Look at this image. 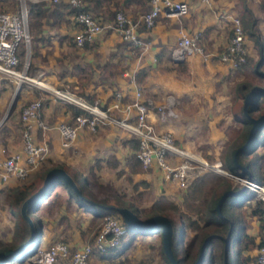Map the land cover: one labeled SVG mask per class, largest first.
Returning a JSON list of instances; mask_svg holds the SVG:
<instances>
[{"label": "crops", "instance_id": "1", "mask_svg": "<svg viewBox=\"0 0 264 264\" xmlns=\"http://www.w3.org/2000/svg\"><path fill=\"white\" fill-rule=\"evenodd\" d=\"M179 1H184L188 6V12L185 15H159L150 30L138 25L140 27L137 29V36L145 43V48L124 45L116 35L112 23L107 17L108 14L105 12L107 8L111 9L114 3L125 2L124 12L131 21H135L148 8L146 2L144 3L145 7H140L137 4L139 0H99L100 3L92 11L99 20L101 31L80 47L73 45L71 40H68L73 31L71 20L68 25L62 21H53L51 28L43 27L33 33L29 32L32 36L28 45L31 48L29 75L33 76L36 73L35 77L39 81L56 87L69 85L73 90H77V97L84 100L90 98L92 102L97 101L101 108L108 109L109 115L117 118L124 115V105L131 98L134 89L139 88L141 99L147 104L148 110L150 108L146 115V121L158 133L162 129L174 132L177 127H200L201 125L222 127L224 124L223 127H237L235 117L240 102L234 100L231 92L229 93L227 89L223 90V87L239 79L233 76V71L226 64H222L218 60L217 54L226 44L230 34V17L239 13V0H209L208 3L201 0ZM40 2L50 3L48 1ZM246 2L251 5L250 9L260 19L258 30L261 35H264L263 16L258 9L253 8L256 7V2L253 1L252 4L249 1ZM51 21L49 20V22ZM196 33L200 35L199 43L203 49L202 54L190 55L183 61L173 62L170 52L179 36ZM245 45L246 49L249 48L252 52L249 53L247 49L249 57L255 59V47L252 42L246 39ZM21 48L22 54L25 52L21 45L18 54ZM22 54L20 57L26 55ZM74 66H79L90 72L89 81L85 85H81L71 75ZM123 71L134 74L133 83H130L127 77L119 76V73ZM12 84L11 81H8L7 84L0 82V115L3 113L1 119L3 127H0V158L2 153L17 154L19 156L18 164H23L25 156L19 140L20 127L14 126L16 124L13 121V114L25 100L36 97L41 99L39 119L44 121L49 129L42 132L33 125L31 135L33 140L44 148L43 157L35 166L28 168L27 176L24 179L9 176L4 182L0 180V196L4 192L9 194L13 188L31 179L35 173L53 168L63 169L79 193L82 191L83 193L92 192L98 196L101 194L105 196L108 194L110 196L119 195L122 197L123 204L124 201H128V204L132 205L140 203L147 208L146 210L160 195L167 197L172 202L174 199L181 200L184 196V194L182 197L179 196L177 191L180 190L183 193V190L173 182L166 180L163 171L154 165L147 169L141 167L142 170L139 172H130L127 169L126 161L132 154L130 146L126 143L129 136L115 126L101 125L94 132L81 128L77 130L68 145H63L55 124L71 121L70 111L66 104L52 98L39 87L36 88L37 92H33V90L20 91L10 99ZM216 86L219 87V91L215 90ZM114 91L122 94L118 108L112 107ZM200 95L203 98L199 101ZM171 99L180 100L181 107L178 110L182 116L180 112L168 116L167 114L161 115L156 111L157 107L166 108ZM224 108H228L233 123L231 119L230 122L225 121L219 124L220 120H226ZM180 116L181 118H179ZM218 134L224 139L222 147L227 152L230 140L226 141L224 133L218 132ZM235 137L236 135L233 138ZM261 154L264 153L261 152ZM177 161L178 159H169L172 164ZM198 176L193 177L188 185ZM55 189L56 198L46 205ZM68 194V190L63 185L62 187L55 186L48 195L49 199L42 201L45 206L36 210H42L45 216L50 214L49 218L44 216L42 220L47 222L49 228H54L55 235L59 230H54L58 227L61 228L63 221H65L64 226L71 225L72 220L68 217L71 215L69 211L73 215L81 214L89 221L102 218L93 215L90 210L88 212L81 209L77 205L76 199H72ZM7 197L9 198V196ZM109 203H113L112 200H109ZM38 221L40 228V218ZM67 222L68 224H66ZM255 222L257 224V221ZM256 228L251 222V228L247 230V233L254 237L255 242L259 240L258 231H254ZM40 232L38 245L41 243L42 228H40ZM185 235L186 238L183 237V241L190 237L189 232H185ZM153 236L159 239V249L162 256L165 257L162 253L159 233H155ZM133 238L132 236L124 238L122 245L130 242ZM9 239L10 236L8 239L0 240L4 243ZM68 245L71 249L80 246L73 247L71 243ZM256 252L257 248L247 254L255 256ZM92 259L102 260L100 255L94 254L91 255L88 263Z\"/></svg>", "mask_w": 264, "mask_h": 264}, {"label": "built area", "instance_id": "2", "mask_svg": "<svg viewBox=\"0 0 264 264\" xmlns=\"http://www.w3.org/2000/svg\"><path fill=\"white\" fill-rule=\"evenodd\" d=\"M40 1L60 2V0H0V3H14L13 10L0 11V74L29 81L52 98L82 111L71 118L68 123L55 124L63 145H68L77 130L81 128L94 132L101 125H112L124 131L128 136L137 139L135 157L143 169H147L151 165L156 166L163 171L164 178L176 184L179 189L184 190L189 181L199 175L201 170L210 168L221 177H226L233 186L248 190L252 193L253 199L264 203V182L261 184L247 177L231 174L222 169L219 161L208 164L198 156L177 147L170 132H155L146 121L148 106L141 99L139 88L134 89L131 98L124 105V115L117 118L109 115L108 109L101 108L97 101L89 103L67 91L42 83L36 77L28 76L25 73L26 63L21 65V70H18L20 67L17 57L19 47L22 45L26 54L32 37L29 33L27 3ZM83 1L65 0L71 7L77 9ZM201 1L209 2V0ZM148 5L149 9L135 21H131L120 9L114 15L112 27L119 39L127 42L130 47L145 48V43L137 36L139 24L146 30H150L159 15L182 16L188 12L187 4L179 0H149ZM72 20L77 27L73 32L72 43L77 47L90 41L96 33L101 31L99 23L88 12L78 10L72 16ZM229 22L230 35L226 44L217 54V58L229 69L234 70L245 62L247 49L239 18L233 15ZM199 37L198 33L180 35L170 52L172 61L180 62L186 56L202 54L203 49L199 43ZM119 76L127 77L130 83L134 82V74L127 71L119 73ZM121 97V92H113V108H118ZM40 107V100H35L21 108L22 151L25 157L22 165L18 164L19 156L17 154H10L6 158L0 159L1 182L6 181L9 176L24 179L27 176L28 168L35 166L42 159L44 148L36 143L31 135L33 125L42 132L49 129L44 121L39 119ZM167 107L166 109L157 107L156 111L161 115H172ZM171 158L178 159V161L172 164L169 162ZM137 217L139 218V216ZM124 230L123 220L118 214H105L102 216L97 230L92 234L90 242L84 243L76 249H71L68 243L60 238L52 240L46 247H39L37 244L34 251L24 258V264H87L91 255L113 253L120 248ZM255 264H264V246L257 248Z\"/></svg>", "mask_w": 264, "mask_h": 264}, {"label": "trees", "instance_id": "3", "mask_svg": "<svg viewBox=\"0 0 264 264\" xmlns=\"http://www.w3.org/2000/svg\"><path fill=\"white\" fill-rule=\"evenodd\" d=\"M148 1L149 0H139L137 4L140 7H145L144 3L146 2L148 6L146 10H148ZM246 1H249L250 4H252L253 1L256 2L255 8L262 14V20L264 21V0H239L238 18L244 35V42L246 39L252 42L255 47L256 57L255 59L246 57L245 62L240 67L234 70L230 69L233 71V76L235 77L237 73L243 75V79L241 78L232 83V98L240 102L248 100V104L246 113L242 114L241 112L238 118L237 116L235 117L236 120H239L240 130L236 137L229 141L227 152L221 158V165L224 170L231 174L247 177L262 184L264 182V154L257 153L255 149L261 144L257 141V134L264 128V122L259 126L250 143L244 149L238 150L236 153V163L245 166L247 170L242 171L234 165L233 162L234 152L246 141L248 131L251 127L249 118H258L264 113V35H261L258 30L260 19L255 16L254 12L249 7L251 5ZM99 3V0H84L82 5L77 9L71 7L65 0H61L60 3L29 2L27 3L29 32L33 33L45 27V25L48 24L46 22H49V20L56 22L62 21L66 25H68L69 20H71L73 27L72 38L74 30L77 28L73 23L72 16L78 10H82L91 14L95 21L99 23V20L93 15L92 11ZM125 6V2L120 4L114 3L111 9L107 8L105 12H107V17L110 19L112 25L115 13L119 9L124 12ZM140 26H138L137 29ZM122 42L129 47L127 42ZM20 54H22V48L19 54L17 53L18 62L21 61ZM72 72L73 74L71 75L75 80L79 81L81 85H85L89 81L90 72L87 70L79 66H74ZM85 99L89 103L92 102L90 98ZM66 106L70 111L71 118L82 113V111L71 105ZM126 143L132 150V154L128 156L126 161L127 169H129L130 172H139L142 169L135 157L137 139L129 136ZM262 145L264 146V142L261 146ZM250 156L251 161L248 162L246 158ZM48 171L49 170H45L35 173L31 179L23 182L9 192L8 214L18 222L14 225L10 233L9 241L3 243L0 240V263L6 261V257L21 252L31 243L34 233L29 238V225L21 215L20 207L26 199L40 190L43 178ZM59 184H62L68 190L69 197L76 199L77 205L83 210H88L87 206L90 205L96 210L105 211V214H117L115 209L125 208L138 216L137 208L132 204L124 205L121 203L122 197L119 195L110 196L108 194L105 196L101 194V196H98L94 193L92 194V192L83 193L80 191V196H77L68 186L63 184L60 179H54L51 182V189L46 190L34 202L26 207L25 213L27 216L30 217L31 213L37 210L41 201L49 199V193ZM229 190L236 191L238 194L225 198L220 205L218 213L215 210L216 203L219 197ZM188 191L189 195H184L181 199L182 208H180L177 203L170 201L167 197L160 195L150 204L147 211V215L149 216L161 215L169 220L171 224L170 248L176 263L193 264L197 258L198 250L203 239L207 236H213L203 249V257L200 264H210L211 248L215 244L220 248V261L218 264H223L222 238L225 237L229 238L226 252V264H255V256H250L247 253L264 245V203L253 199L251 196L234 199L233 197L241 196V192L245 191V189L233 186L228 179L221 178L210 172L203 173L194 178L188 187ZM56 196L57 193L50 198V202L55 199ZM109 200H112L113 203H109ZM48 203L49 202H47L46 205H48ZM107 207L111 208L107 209ZM93 215H97L95 211ZM251 219L258 222V229L261 231L257 242H255L254 237L247 233V230L251 228ZM124 227L125 230L121 240H124L127 225L124 224ZM138 231L140 233L139 236H150L158 233L155 229ZM189 231L192 232V235L186 243L182 244L185 232ZM37 233L38 241L41 234L39 221ZM132 237L134 236L132 235ZM127 245L128 242L123 245L121 244V247L116 249L113 253L108 252L107 254H102L100 258L103 260L116 258ZM5 253L8 254L4 255ZM163 258L166 264H170L165 257Z\"/></svg>", "mask_w": 264, "mask_h": 264}, {"label": "rangeland", "instance_id": "4", "mask_svg": "<svg viewBox=\"0 0 264 264\" xmlns=\"http://www.w3.org/2000/svg\"><path fill=\"white\" fill-rule=\"evenodd\" d=\"M27 3V2H26ZM29 3V2H28ZM38 3V2H35ZM60 3V2H59ZM255 8V7H253ZM14 9V3H0V11H11ZM256 9V8H255ZM125 13V12H124ZM127 15V14H126ZM237 16L238 15H234ZM46 23H50V24H46L45 27H52L53 26V21L51 22H46ZM31 33V32H30ZM68 40H71L72 42V38L69 37ZM249 53H252L251 50L249 48H247ZM27 53L26 55L25 52H23V56L20 58V67H18V70H21V65L26 63L27 64V69H25V73L29 75L30 70H29V64H30V54H31V48L30 46L27 47ZM189 56H186L185 58H187ZM247 57H249V54L247 53ZM223 64V63H222ZM36 73L33 76L30 77H35ZM236 78H238L239 80L242 78L243 79V75L241 73H237ZM8 81H11L12 87L10 89V95L11 98L13 97V95H15L16 93H19L20 91L24 90H33L37 92V87L35 84H32L29 81L23 80V79H17L14 77H10V76H6V75H2L0 74V82L3 84H7ZM236 82V81H234ZM49 85V84H47ZM53 88L56 89H62L64 91H67L69 94L71 95H75L77 96V90H73L71 88V86L69 85H64L62 87H56L55 85H49ZM226 87V88H225ZM228 90V92L232 94V90H233V84L230 83L229 85H224L223 90ZM216 91H219V87L216 86L215 87ZM198 94L196 93V96ZM10 97V96H9ZM203 98L202 95L199 96V101ZM9 99V98H8ZM35 100H41L39 97L34 98V99H30V100H25L23 103H21L22 105L19 106V108H22L24 105H26L27 103L31 102V101H35ZM240 102V101H238ZM168 107L167 109L170 110L173 113H179L180 110H178L179 107H181V102L178 99H171L168 102ZM68 105V104H66ZM18 110L16 111V113L13 114V121L15 122L16 125H14L15 127H20V135L22 133V124L20 122V111ZM262 108V106H261ZM153 109V108H152ZM156 109V108H155ZM166 109V108H165ZM238 112H237V118L239 117L238 115L242 112V114H245V102H240V107L238 108ZM21 110V109H20ZM150 110V108H149ZM148 110V112H149ZM213 110V109H212ZM4 111V110H3ZM19 112V113H18ZM223 112L226 116V120L222 119L219 121V124H221V122H230L231 115L230 112L228 110V108H224ZM181 113V112H180ZM182 116V113H181ZM181 116L179 118H181ZM3 117V113L0 115V127H3V124L1 122V119ZM231 122L233 123V119L231 120ZM236 126L237 127H223L224 124H222V127H204V125H201L200 127H177V129L174 130V132L171 131H167L166 130H161V132H170L172 134V136L174 137V144L179 147L180 149L198 156L200 159L204 160L206 163L208 164H213L215 161H219L222 164V157L225 155L226 151L224 150L223 146V140L218 132H222L224 133V135H226V141L227 140H231L235 135L238 134L239 130H240V123L239 120L235 121ZM63 123V122H61ZM227 125V124H225ZM103 126V125H102ZM165 128V127H163ZM217 129V130H216ZM20 142L22 143V135L20 136ZM257 141L259 143H263L264 142V128H262L258 134H257ZM261 144L259 146L256 147V151L259 153H264V146ZM8 156V154L6 155L5 153L1 154V158H6ZM0 158V159H1ZM251 156L246 158V160L249 162L251 161ZM222 166V165H221ZM223 169V168H222ZM206 172H210L213 173L214 175H218L216 174L212 169L210 168H206L200 171L199 176L202 175L203 173ZM227 179L226 177H223ZM264 181V180H263ZM232 184V183H231ZM190 185V184H189ZM185 190L182 191H177L179 192V196L182 197L183 194L184 195H189L188 194V187ZM233 185V184H232ZM59 187H62V184L58 185ZM65 188V187H64ZM83 188V187H82ZM56 192L53 191V193H51L50 197H52ZM8 194H6V192H4L1 196H0V239L5 240L8 239L10 236V233L14 227V225L18 222H16L15 219L11 218L8 214V205H9V198L7 197ZM252 197V193H250L248 190H245L243 192H241V196L238 197H233L234 199H238V198H243V197ZM181 200H176L174 199V202L177 203L180 208H182L183 206L181 205ZM48 202L50 203V200H48ZM48 203V204H49ZM121 203H123V201H121ZM128 201H124V205H127ZM45 206V203H42V201L39 203L38 208L42 209ZM137 208L138 211V216L141 220L146 219L147 217H149V215H147V208L140 203H136L134 205ZM37 208V210H38ZM87 211L88 212H92L95 213L99 216H103L106 212L105 211H101V210H96L95 208H93L92 206L88 205L87 206ZM90 210V211H89ZM31 213V212H30ZM53 214V213H51ZM69 215L68 217L72 220V222L70 223V226H64L65 225V221H63V226L61 228H56L54 231H58V233L53 232L52 228H49L47 226V222H45L43 219V217L45 216V214H43L42 210L40 211H36L32 212L30 215V219L33 222V226H34V234H33V238L31 243L25 247L21 252H18L16 255H11L9 257H6L5 260L1 262L0 264H24V258H26L29 254H31L34 249L35 246L37 244V238H38V233H37V229H38V220L37 218H40V228H42V238L40 239V244L39 247L44 246L46 247L52 240L54 239H62L64 242L66 243H71V245L73 247H78L79 245H82L84 243H88L91 240L92 234L97 230L98 226L100 225V219H93L91 221L86 220L81 214L78 215L77 213H75L74 215L69 211ZM50 214L45 216L47 218H49ZM37 217V218H36ZM247 217V216H246ZM253 223V227L256 228V226L258 225V222L256 224V222L251 219L250 223ZM68 224V222L66 223ZM42 225V227H41ZM127 230L125 232V236L124 238H127L129 236H134V238L128 242L127 247L121 252V254L113 259H109V260H100V259H92L91 262H87V264H166L165 259L163 258L161 251L159 249V239L155 236H139V231L133 227L127 226L126 227ZM30 229V228H29ZM31 230V229H30ZM250 230V229H249ZM253 231V229H251ZM258 231L257 234L259 235V233H261V231H259L258 227L256 229H254V231ZM252 231H250V233H252ZM256 233V232H255ZM189 235H192V232L189 231ZM40 237V236H39ZM186 238V235L184 236ZM187 240L182 241L184 243H186ZM215 244L212 246L211 248V260H210V264H218V262L220 261V248L219 246ZM121 247V246H120ZM6 255V254H4Z\"/></svg>", "mask_w": 264, "mask_h": 264}, {"label": "water", "instance_id": "5", "mask_svg": "<svg viewBox=\"0 0 264 264\" xmlns=\"http://www.w3.org/2000/svg\"><path fill=\"white\" fill-rule=\"evenodd\" d=\"M247 104H248V100L245 101V113H246V109H247ZM249 121L251 123V127L248 131L246 141L233 154L234 165H236L242 171H246L247 169L245 166H241V165H238L236 163V153L238 150L244 149L250 143L251 139L253 138V136H254L255 132L257 131V129L259 128V126L264 122V113L262 115H260L258 118H251L250 117ZM54 179H60L63 182V184L68 186L77 196H80L78 189L75 187V185L73 184V182L71 181V179L69 178V176L65 173V171L63 169H61V168L50 169L44 176L43 184H42L40 190L37 193H35L34 195H32L31 197H29L28 199H26L21 204V207H20L21 215L28 222L29 228L31 229L30 230V237L33 234L34 226H33L32 220L25 213V209L28 205H30L32 202H34L40 195H42V193H44L48 189H51V187H52L51 182ZM237 194L238 193L236 191H231V190L224 192L219 197V199L216 203V206H215V210L219 213L220 205L224 201V199L227 197L236 196ZM110 208L111 207H107V209H110ZM115 211L121 217L124 224L127 226L134 227L135 229L143 230V231L155 229L156 232H158L160 235L162 253L164 254V256L166 257V259L169 261L170 264H177L173 258L171 248H170L171 224L166 217L161 216V215H156V216H149L146 219L141 220L137 217L136 214L129 211L128 209L117 208V209H115ZM212 237L213 236H207L206 238L203 239V241L199 247V250H198L197 258L193 264H200L202 257H203V249L206 246L207 242ZM222 241H223L222 263L226 264V252L228 249L229 238L228 237L222 238ZM5 254H8V253H5Z\"/></svg>", "mask_w": 264, "mask_h": 264}]
</instances>
